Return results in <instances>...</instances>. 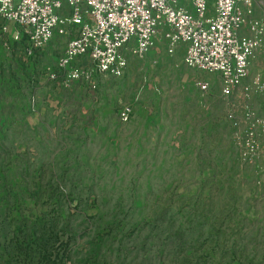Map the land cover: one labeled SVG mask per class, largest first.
I'll use <instances>...</instances> for the list:
<instances>
[{
	"label": "rangeland",
	"instance_id": "rangeland-1",
	"mask_svg": "<svg viewBox=\"0 0 264 264\" xmlns=\"http://www.w3.org/2000/svg\"><path fill=\"white\" fill-rule=\"evenodd\" d=\"M66 43L55 35L27 55L0 34V176L32 193L60 183L39 197L60 264H224L241 248L264 260V130L247 149L243 112L264 117V62L229 97L218 75L157 50L119 77L53 82L45 68Z\"/></svg>",
	"mask_w": 264,
	"mask_h": 264
},
{
	"label": "built area",
	"instance_id": "built-area-1",
	"mask_svg": "<svg viewBox=\"0 0 264 264\" xmlns=\"http://www.w3.org/2000/svg\"><path fill=\"white\" fill-rule=\"evenodd\" d=\"M0 34L21 45L27 55L43 49L57 35L67 39L53 67V82L88 78L93 71L119 77L128 58L142 59L155 49L173 55L183 46V63L192 70L216 74L221 93L232 95L248 76L255 59L264 62V0H0ZM88 59L91 69L72 66ZM206 92L208 83L198 81ZM91 88H95L91 83ZM264 96V81L254 83ZM249 142L264 117L244 108ZM131 107L119 111L127 122ZM254 143V142H253ZM251 155L245 151L244 158Z\"/></svg>",
	"mask_w": 264,
	"mask_h": 264
},
{
	"label": "trees",
	"instance_id": "trees-1",
	"mask_svg": "<svg viewBox=\"0 0 264 264\" xmlns=\"http://www.w3.org/2000/svg\"><path fill=\"white\" fill-rule=\"evenodd\" d=\"M12 177L0 176V188L8 186L6 194L0 193V264H40L47 256L49 259L44 264H60L51 251L52 244L50 248L47 247L49 241L53 243L58 239L54 233L57 225L53 222L52 227L53 217L48 213L43 215V206L40 204V198L49 200L59 192L60 183L50 186L49 194L38 191L32 193L25 186L15 190L18 182H12ZM240 250V254H234L224 264H264V260H258V255L249 260L248 256L243 257L246 248Z\"/></svg>",
	"mask_w": 264,
	"mask_h": 264
},
{
	"label": "crops",
	"instance_id": "crops-1",
	"mask_svg": "<svg viewBox=\"0 0 264 264\" xmlns=\"http://www.w3.org/2000/svg\"><path fill=\"white\" fill-rule=\"evenodd\" d=\"M163 51L162 49H155V51ZM164 52V51H163ZM183 52H184V48H183V46H179V47H177V49L175 50V52H174V54L173 55H175V54H177V53H181V55H182V57H183ZM172 56V55H171Z\"/></svg>",
	"mask_w": 264,
	"mask_h": 264
}]
</instances>
